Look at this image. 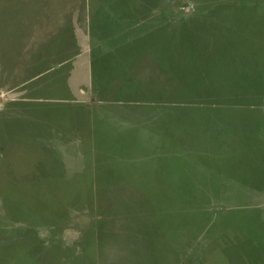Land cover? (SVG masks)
I'll return each instance as SVG.
<instances>
[{"label": "rangeland", "instance_id": "374dc122", "mask_svg": "<svg viewBox=\"0 0 264 264\" xmlns=\"http://www.w3.org/2000/svg\"><path fill=\"white\" fill-rule=\"evenodd\" d=\"M196 1L0 0V264H264V0Z\"/></svg>", "mask_w": 264, "mask_h": 264}, {"label": "crops", "instance_id": "0c3cea01", "mask_svg": "<svg viewBox=\"0 0 264 264\" xmlns=\"http://www.w3.org/2000/svg\"><path fill=\"white\" fill-rule=\"evenodd\" d=\"M215 1L216 0H201V1L197 0L196 4L193 5L194 7L191 10H189L190 11L189 16L198 13L199 15L203 16V20H204L203 22L204 23L210 24V23H216L217 21H220L219 22L220 24L225 25V24L232 22L231 21L232 15L230 16V14L234 13L235 19H236V16H239V20H237L235 23L240 24L242 22V20H245L247 25H248L249 21L252 20L253 18H255L259 13V12H257V10H253L248 4H244V2H246L245 0L243 2H242V0H227V1L222 2V3H229V4H219V6H217V7L214 6L213 4L211 5V3H215ZM239 1L241 3H239ZM155 2H157V1H154V3ZM122 4L123 3H121L120 6L115 7L116 8L115 10L117 12L122 13V15H119L118 17H116V18H118L116 21L117 22L120 21L121 23H123L125 20L126 21L131 20L133 13L138 10V8L134 5H128L127 6L126 4H124V5H122ZM146 6L149 7L148 12L158 11L161 13H165V7L164 6L159 5L156 7V5H150V4H148ZM151 7H152V9H151ZM168 7L172 8V5H170ZM123 13H124V15H123ZM222 41L223 42H219V44L225 45V47H227L231 50H233V48H234L232 46L238 45L236 43L238 41L229 42V43L227 41H224V40H222ZM219 44L218 43L214 44L215 48H217V46H219ZM231 50H230V52H231ZM226 53H227V51H226ZM227 60L230 61V60H232V58H230V59L228 58ZM0 186H1V188L7 189L4 192L7 195H9L8 196L9 198H15L14 196L18 194L20 199H22V200L28 199V196L23 191H21V192L12 191L11 188L13 186L9 185L8 183L5 185L1 184ZM16 187L23 189V188H30V185H26V184L21 183V184H18ZM34 187H38V186H34ZM30 195H31V197H32V195L34 196V194H30ZM1 231L3 232V230H0V232Z\"/></svg>", "mask_w": 264, "mask_h": 264}, {"label": "trees", "instance_id": "16d2710c", "mask_svg": "<svg viewBox=\"0 0 264 264\" xmlns=\"http://www.w3.org/2000/svg\"><path fill=\"white\" fill-rule=\"evenodd\" d=\"M228 177V175L227 174H225V175H223L222 177H221V180H220V182L221 183H226V182H228V181H226V178Z\"/></svg>", "mask_w": 264, "mask_h": 264}]
</instances>
